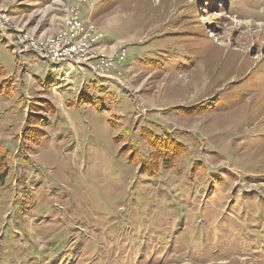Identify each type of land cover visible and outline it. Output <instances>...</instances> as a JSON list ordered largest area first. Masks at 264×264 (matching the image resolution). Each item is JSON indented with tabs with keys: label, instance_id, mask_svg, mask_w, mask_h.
Wrapping results in <instances>:
<instances>
[{
	"label": "rangeland",
	"instance_id": "374dc122",
	"mask_svg": "<svg viewBox=\"0 0 264 264\" xmlns=\"http://www.w3.org/2000/svg\"><path fill=\"white\" fill-rule=\"evenodd\" d=\"M73 11L110 77L20 51ZM144 131L173 169L139 174ZM0 143V264H264V0H0Z\"/></svg>",
	"mask_w": 264,
	"mask_h": 264
},
{
	"label": "built area",
	"instance_id": "2783aa9c",
	"mask_svg": "<svg viewBox=\"0 0 264 264\" xmlns=\"http://www.w3.org/2000/svg\"><path fill=\"white\" fill-rule=\"evenodd\" d=\"M89 22L90 20H81L79 12L73 11L66 20L65 30L49 44L38 45L34 44L33 39H27L24 50L19 49L21 52H34L41 58L57 64L71 63L75 66L86 67L98 76L108 78L110 76H105L102 71L105 67L113 68L118 63L124 64L127 59L126 50L107 52L106 47L102 46L104 35L96 33L93 27L86 24ZM91 34L94 37L89 39Z\"/></svg>",
	"mask_w": 264,
	"mask_h": 264
},
{
	"label": "trees",
	"instance_id": "16d2710c",
	"mask_svg": "<svg viewBox=\"0 0 264 264\" xmlns=\"http://www.w3.org/2000/svg\"><path fill=\"white\" fill-rule=\"evenodd\" d=\"M125 64V63H124ZM9 88L7 89V93L9 94ZM51 106V105H50ZM53 106L50 107L47 111L51 112V114L55 113L53 111ZM47 122H45V118H41L40 116L36 117L33 122H29L24 136L22 138L23 142H37V135L27 134L26 132L29 129L33 131H37L45 126H47ZM32 125V126H31ZM146 137L145 143H147L151 151L149 155L143 157L141 160L140 158V175H148L150 177L158 176L162 171L170 170L175 167L177 161L179 160L182 155L186 153V149L184 146L177 143V140L173 137H163L159 135H153L148 132H142L141 138ZM39 140V139H38ZM137 158V154L134 155L133 159ZM11 171V162L10 157L8 155V151L3 147L0 143V185H2L8 176L10 175Z\"/></svg>",
	"mask_w": 264,
	"mask_h": 264
}]
</instances>
